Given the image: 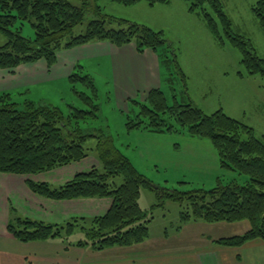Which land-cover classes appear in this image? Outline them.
Returning a JSON list of instances; mask_svg holds the SVG:
<instances>
[{"label": "trees", "instance_id": "trees-1", "mask_svg": "<svg viewBox=\"0 0 264 264\" xmlns=\"http://www.w3.org/2000/svg\"><path fill=\"white\" fill-rule=\"evenodd\" d=\"M111 1L126 6L140 2L154 6L172 0ZM182 1L187 3L189 12L200 16L217 44L223 46L228 42L238 51L244 68L241 75H258L264 81V57L243 36L233 32L221 0ZM252 12L264 31V0H255ZM87 13L98 17L88 22L83 33L73 34ZM18 22H28L34 36L22 35L18 27L13 29ZM113 23L126 26H107ZM0 33L6 37L5 44L0 46V69H13L39 60H44L50 68L60 50L96 41L121 47L135 40L138 52L144 49L166 52L161 61L164 66H169L172 59L168 55L171 48L161 30L102 14L95 0H82L80 6L69 0H0ZM172 60L184 78L176 57ZM69 81L72 84L80 81L91 92L97 91L89 75L73 72ZM72 90L76 92L75 87ZM76 94L88 110L70 106L65 114L47 100L18 102L10 92H0V172L38 175L92 155L97 166L75 173L62 184L32 179H26L25 184L33 193L52 200L109 198L110 208L102 216L52 223L21 216L10 207L6 228L16 240L27 243L59 238L66 246H88L94 250L142 243L149 237L152 219L139 204L142 188L154 190L159 204L164 199L178 202L181 224L248 222L242 234L216 239L220 245L237 247L250 240H264V135L256 136L251 126L227 115L221 108L206 113L189 102L173 100L168 104L162 89L149 90L143 104L132 101L139 105V113L126 123L129 129L184 132L207 138L216 149L222 167L247 176L242 183L232 180L208 190L183 192L161 188L135 168L110 134L94 127L90 130L81 127L80 122L96 118V106L85 93ZM92 138L95 145L86 146ZM76 229L84 233V239L72 243L70 237Z\"/></svg>", "mask_w": 264, "mask_h": 264}, {"label": "rangeland", "instance_id": "rangeland-1", "mask_svg": "<svg viewBox=\"0 0 264 264\" xmlns=\"http://www.w3.org/2000/svg\"><path fill=\"white\" fill-rule=\"evenodd\" d=\"M69 1L78 6L82 2ZM221 1L231 21L233 32L243 36L251 43L254 51L264 57V31L252 12L255 0ZM95 2L101 7L102 14L139 24L148 23L151 28L163 32L166 44L171 48L168 55L172 59L176 57L177 64L185 75L183 78L172 59L169 60L167 67L161 63L162 76L159 86L164 91L168 104L173 103V100L189 102L206 113L221 108L227 115L251 126L256 136L264 135V81L258 75L240 74L241 71L244 72V68L239 62L238 51L227 41L223 46L217 44L200 16L188 11L186 2L170 1L168 6L164 4L148 6L145 2L126 6L111 0ZM97 17L95 14L87 13L83 22L73 29V34L83 33L88 22ZM107 26L120 28L126 25L113 23ZM17 27L22 35L30 38L34 36L28 22L22 24L18 22L13 29ZM5 42L6 37L0 33V46ZM132 43L135 46V40ZM125 46L122 49L127 48V45ZM150 50L161 62L166 52L162 50L157 53L148 49ZM100 55L102 56L83 59L72 70V73L77 72L82 76L89 75L97 88L95 93L80 81L72 84L67 78L55 83L40 84L38 88H33L32 94L29 95L13 93V100L18 102L24 99L34 102L48 100L46 102L58 105L67 114L70 106L88 110L76 94L85 93L96 106V118L80 122L81 127L89 130L94 127L110 134L117 148L155 186L187 192L195 189L208 190L232 180L242 183L247 179L246 175L220 165L217 151L207 138L190 136L184 132L156 133L143 129H129L126 123L130 119H135L139 113V105L132 101L143 104L146 99H140L138 96H132L130 99L117 97V91L111 83L113 66L108 61L112 55L103 53ZM73 87L76 92H73ZM169 122L171 125L174 124V121ZM95 143V139L92 138L87 141L86 146L93 147ZM91 157L94 158L92 155ZM139 204L147 212V217H152L149 223L150 238L159 236L166 241L177 242L193 232L204 239L212 238L215 242L219 238L242 234L248 228L247 221L235 224L226 222L207 224L201 221L195 224H188L190 222L181 224L180 204L170 199H164L159 204L154 190L147 188L141 189ZM75 231L70 240L84 239L81 230ZM188 239L192 240L193 244L205 243L194 235Z\"/></svg>", "mask_w": 264, "mask_h": 264}, {"label": "crops", "instance_id": "crops-1", "mask_svg": "<svg viewBox=\"0 0 264 264\" xmlns=\"http://www.w3.org/2000/svg\"><path fill=\"white\" fill-rule=\"evenodd\" d=\"M175 1L183 2L172 0V3ZM168 3L164 6H168ZM125 45L127 48L122 49ZM125 45L114 47L106 41L91 42L60 50L56 62L50 68L44 60H39L13 69H0V92L23 96L32 94L31 90L38 88L40 84L69 78L72 70L83 59L102 56L100 54L103 53L112 55L108 61L113 66L111 83L117 91V97L130 99L138 96L146 99L149 90L162 89L159 86L161 62L151 50L139 53L133 43ZM96 162L90 156L80 162L38 175L0 172V264H264V240L261 239L232 247L217 244L212 238L204 239L192 232L188 237L194 235L205 243L193 244L188 237L177 242L166 241L157 236L148 237L134 246L94 250L88 246H66L59 238L24 243L7 231L10 207L15 208L21 216L52 223H64L74 217L92 218L104 215L112 202L109 198L52 200L33 193L25 184L26 179L53 185L62 184L75 173L97 166ZM48 174L50 175L47 176ZM195 223L199 222L188 224ZM75 233L76 231L73 234ZM71 241L73 243L77 240Z\"/></svg>", "mask_w": 264, "mask_h": 264}]
</instances>
